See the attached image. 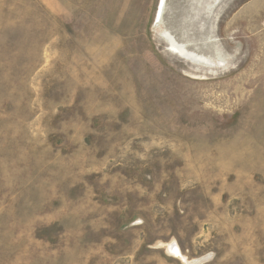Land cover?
<instances>
[{
  "label": "rangeland",
  "instance_id": "rangeland-1",
  "mask_svg": "<svg viewBox=\"0 0 264 264\" xmlns=\"http://www.w3.org/2000/svg\"><path fill=\"white\" fill-rule=\"evenodd\" d=\"M160 2L0 0V264H264V0Z\"/></svg>",
  "mask_w": 264,
  "mask_h": 264
},
{
  "label": "bare ground",
  "instance_id": "bare-ground-1",
  "mask_svg": "<svg viewBox=\"0 0 264 264\" xmlns=\"http://www.w3.org/2000/svg\"><path fill=\"white\" fill-rule=\"evenodd\" d=\"M161 2H162V0H160ZM161 2H160V8L162 9V7H163V5L161 4ZM163 33L166 35V34H168L166 31H163ZM162 33V34H163ZM261 35V34H260ZM168 36V35H167ZM169 37V40L171 41V43H172V45L173 46H175V49H177L180 53H182V52H184V50H183V48L182 47H180V46H178L176 43H175V41H174V39H172V37L171 36H168ZM256 40V39H255ZM258 40V39H257ZM168 42V41H167ZM263 44V43H262ZM177 53V52H176ZM248 81V80H247ZM170 244H172V243H170ZM169 244V245H170ZM174 246V245H173ZM173 246L172 247H170V249L172 248V250H174L173 249ZM169 250V249H168ZM172 253V252H171ZM175 255V254H174ZM177 255V254H176Z\"/></svg>",
  "mask_w": 264,
  "mask_h": 264
},
{
  "label": "water",
  "instance_id": "water-1",
  "mask_svg": "<svg viewBox=\"0 0 264 264\" xmlns=\"http://www.w3.org/2000/svg\"><path fill=\"white\" fill-rule=\"evenodd\" d=\"M161 9V8H160Z\"/></svg>",
  "mask_w": 264,
  "mask_h": 264
}]
</instances>
